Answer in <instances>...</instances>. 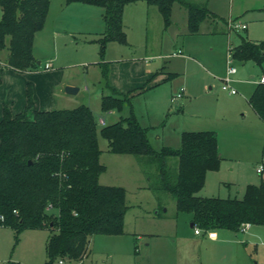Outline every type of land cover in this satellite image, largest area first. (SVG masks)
<instances>
[{
  "label": "rangeland",
  "instance_id": "rangeland-1",
  "mask_svg": "<svg viewBox=\"0 0 264 264\" xmlns=\"http://www.w3.org/2000/svg\"><path fill=\"white\" fill-rule=\"evenodd\" d=\"M207 1L218 20L203 21L196 35L189 34L184 10L176 3L167 27L155 6L147 17L129 4L123 16L126 43L110 41L102 51L97 33L104 30L103 8L52 0L44 26L34 37L38 71L8 68L7 51L0 49V119L3 105L13 115L24 111L29 89L35 103L26 112L28 119L35 111L88 106L97 120L100 160L106 167L100 182L127 191L123 233L93 236L83 264H264V225H251L241 240L224 228L212 230L215 240L209 238L211 231L199 228L202 234L196 236L191 215L177 211L172 196L144 188V174L134 156L108 152L100 132L103 125L129 115L130 109L148 129L156 150L164 145L178 148L182 131L215 132L220 159L216 169L206 172L198 193L202 197L241 198L247 184L264 180V123L247 102L254 82L264 76V62L231 58L236 73L229 86L236 93L222 90L229 48L239 43L240 36L264 39V0ZM230 18L248 25L247 35L227 26L225 30L224 21ZM102 63L114 90L135 93L132 108L124 103L120 111L102 112V95L108 93ZM146 69L152 73L146 74ZM168 71L176 75L163 81ZM66 86L78 90L66 93ZM181 89L182 97L171 101ZM258 167H263L262 173L256 172ZM157 209L163 218L154 216ZM48 234L47 228H26L16 234L11 226L0 227V264H46Z\"/></svg>",
  "mask_w": 264,
  "mask_h": 264
},
{
  "label": "trees",
  "instance_id": "trees-1",
  "mask_svg": "<svg viewBox=\"0 0 264 264\" xmlns=\"http://www.w3.org/2000/svg\"><path fill=\"white\" fill-rule=\"evenodd\" d=\"M138 1L155 6L165 27L171 23L172 6L178 4L186 10L190 34L198 33L206 18L216 17L206 0H66L103 8L105 29L99 33L102 51L107 42L126 43L123 10L125 5ZM50 4L51 0H0V49L7 51L5 66L20 73L39 70L33 43L36 32L44 26ZM229 52L233 59L261 65L264 41L242 39ZM101 67L108 89L102 95V112L120 111L124 103L132 108L135 93L114 90L109 85L108 67L104 63ZM248 101L264 121V83L257 85ZM27 102L24 111L16 115L7 105L2 108L0 226H11L16 234L26 228H47L46 264H83L90 254L93 236L123 233L128 209L126 190L99 183L106 167L99 160L102 151L97 120L88 106L35 111L28 119L26 112L35 103L30 89ZM100 132L107 140L108 152L135 157L153 194L172 196L177 211L191 215V227L203 231L224 228L238 234L242 223L264 225L263 179L258 184H247L241 198L198 195L206 172L216 169L220 159L215 132L183 131L178 148L164 145L156 150L148 129L141 126L132 109L126 117L103 125ZM156 216H161L158 209Z\"/></svg>",
  "mask_w": 264,
  "mask_h": 264
},
{
  "label": "crops",
  "instance_id": "crops-1",
  "mask_svg": "<svg viewBox=\"0 0 264 264\" xmlns=\"http://www.w3.org/2000/svg\"><path fill=\"white\" fill-rule=\"evenodd\" d=\"M207 1V0H206ZM51 2H52V0H51ZM143 1H138V2H136V3H130V4H135V8H137L138 9V11H139V14L141 15V13L144 11V13H145V15L148 17V15L151 13V11H152V6H149L148 7V5L145 3V2H143ZM137 4V5H136ZM127 5H129V4H127ZM127 5H125V7H127ZM137 6H139V7H137ZM207 6H208V1H207ZM125 7H124V9H125ZM173 7V6H172ZM180 7V6H179ZM181 9H183L184 10V16H185V20H186V23H187V13H186V10L184 9V8H182V7H180ZM209 8V7H208ZM157 9V8H156ZM84 10H87V9H84ZM216 17L215 18H206L205 20H207V21H209L210 23H212V24H216L217 23V20H218V16H217V14L214 12V11H212L211 9H209ZM123 12H124V10H123ZM157 12H158V10H157ZM102 14H103V10H102V12H101ZM125 13V12H124ZM124 13H123V16H124ZM230 19H234V18H230ZM204 20V21H205ZM235 20H237V19H235ZM203 22V21H202ZM201 22V23H202ZM238 22H240V23H242L241 21H239L238 20ZM173 23V22H172ZM242 24H244V23H242ZM124 26H125V24H124ZM224 29L226 28V26H227V21H224ZM127 27L125 26V31H127V29H126ZM104 29H105V25H104ZM187 30H188V27H187ZM226 30V29H225ZM228 30V29H227ZM104 30H100V32L99 33H101V32H103ZM244 31L246 32V35H247V31H248V25H246V29H244ZM189 32V31H188ZM223 32V31H222ZM225 32V31H224ZM99 33H97V34H99ZM228 33V32H227ZM190 34V33H189ZM196 34H198V33H196ZM196 34H194V35H196ZM250 34L251 35H253L254 34V31L252 30L251 32H250ZM126 36H127V33H126ZM253 37H255V38H248V36L247 37H243V36H240V40H239V43H237L235 46H237V45H239L240 44V42H241V40L242 39H246V40H249V41H252V42H258V41H264V39H260V38H257V35L255 36H253ZM230 45V44H229ZM145 73L146 74H148V75H150L152 72L149 70V69H146L145 70ZM157 73V72H156ZM155 73V74H156ZM159 73H163V70H160V72ZM236 73V72H235ZM234 73V74H235ZM234 74H232V75H234ZM175 75H176V73L175 72H172V71H168V74H167V76L166 77H164V78H162L163 79V81H165V80H168V79H170L171 77H175ZM154 76V75H153ZM263 76V75H262ZM261 76V77H262ZM169 77V78H168ZM260 77V78H261ZM250 78H253V76H251ZM148 80H149V78H148ZM147 80V81H148ZM260 80V79H259ZM259 80H258V82L256 83V81L254 82V84H255V86H254V88H253V90L251 91V93H250V95L248 96V98H247V102H248V104H249V106H250V108H251V110H253V108L251 107V105H250V103H249V98H250V96L253 94V92H254V90H255V88L257 87V85L260 83L259 82ZM159 84V82H156L155 83V85H158ZM154 85V86H155ZM141 87H139V89H140ZM253 112H254V114H255V116L261 121V122H263L264 123V121L263 120H261L259 117H258V115L256 114V112L253 110ZM183 132V131H182ZM181 132V133H182ZM102 151V150H101ZM102 153V152H101ZM219 155H220V153H218ZM101 155V154H100ZM135 158V157H134ZM99 160H100V157H99ZM135 161H136V159H135ZM100 162H101V160H100ZM137 162V161H136ZM103 164V163H102ZM257 169V168H256ZM106 170V169H105ZM263 171V170H262ZM105 172V171H104ZM103 172V173H104ZM256 172H257V170H256ZM103 173H101V174H103ZM262 173V172H261ZM101 174H100V176H101ZM100 176H99V182L100 181H102L103 179H100ZM144 176V175H143ZM107 178V177H106ZM144 179H145V177H144ZM105 183V184H104ZM104 183H102V185H108V183H106L105 181H104ZM100 184H101V182H100ZM109 184H110V182H109ZM110 186V185H109ZM112 186H114V185H112ZM144 188H146V189H148L147 188V183H146V179H145V186H144ZM148 190H150V189H148ZM151 191V190H150ZM152 192V191H151ZM126 195H127V191H126ZM157 206H158V204H157ZM155 214H154V216H156V210H155V212H154ZM156 217H158V218H163L162 216H156ZM191 220V219H190ZM251 226V225H250ZM250 226H249V228H250ZM0 227H4V226H0ZM216 232V231H215ZM235 233V232H234ZM195 234V233H194ZM202 234V233H201ZM243 234V233H242ZM196 236H198V235H200V234H195ZM216 235L217 234H215L213 231H211L210 233H209V238H211V239H216ZM235 235L237 236L238 234L237 233H235ZM84 263V262H83Z\"/></svg>",
  "mask_w": 264,
  "mask_h": 264
},
{
  "label": "built area",
  "instance_id": "built-area-1",
  "mask_svg": "<svg viewBox=\"0 0 264 264\" xmlns=\"http://www.w3.org/2000/svg\"><path fill=\"white\" fill-rule=\"evenodd\" d=\"M227 28L229 30H244L246 29V24H242L238 21H236L235 19H229L227 21ZM231 54L228 50V53H227V70H226V78L224 80L225 84H223L222 86V90L223 91H228V93L230 94H235V90L233 89H230V82L232 81V78H231V75L234 74L236 72V69L233 67L232 65V62H231ZM260 83H264V76H262L259 80ZM182 91L183 89L180 90V92H178L176 95H173L172 98H171V101H177L178 99H180L182 97ZM102 123H104V120H102ZM257 173H261L262 170H263V167H258L257 169ZM0 220H3V217L0 215ZM250 226V223H242L241 226H240V233H244ZM194 233L195 234H201L200 233V230L198 228H196L194 230ZM59 264H62L61 261H59Z\"/></svg>",
  "mask_w": 264,
  "mask_h": 264
},
{
  "label": "water",
  "instance_id": "water-1",
  "mask_svg": "<svg viewBox=\"0 0 264 264\" xmlns=\"http://www.w3.org/2000/svg\"><path fill=\"white\" fill-rule=\"evenodd\" d=\"M66 89H65V92L66 93H75L77 90H78V88H75V87H71V86H66L65 87ZM218 156H220L219 154H218ZM190 226H192V224H190ZM243 234L242 233H238V235H237V237L241 240L242 238H243Z\"/></svg>",
  "mask_w": 264,
  "mask_h": 264
}]
</instances>
